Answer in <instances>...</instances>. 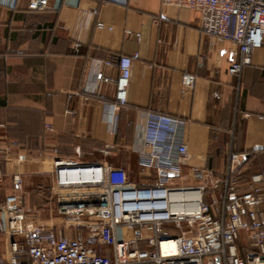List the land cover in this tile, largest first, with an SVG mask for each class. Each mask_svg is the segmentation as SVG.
<instances>
[{
    "label": "crops",
    "instance_id": "crops-1",
    "mask_svg": "<svg viewBox=\"0 0 264 264\" xmlns=\"http://www.w3.org/2000/svg\"><path fill=\"white\" fill-rule=\"evenodd\" d=\"M30 2H0V213L15 175L25 184L42 175L52 186V156L75 158L77 148L91 160L111 145L109 161L147 185L154 174L138 163V151L148 149L139 112L187 122L191 166L223 174L231 149L252 152L247 173L264 181V45L239 80L228 73L238 47L204 32L197 11L162 0H48L38 12ZM99 22L113 30L98 29ZM124 55L133 56L128 102L113 114ZM185 74L197 77L193 92L183 91ZM7 143L16 144L9 156ZM19 153L28 160L18 162ZM10 260L0 235V264Z\"/></svg>",
    "mask_w": 264,
    "mask_h": 264
},
{
    "label": "built area",
    "instance_id": "built-area-1",
    "mask_svg": "<svg viewBox=\"0 0 264 264\" xmlns=\"http://www.w3.org/2000/svg\"><path fill=\"white\" fill-rule=\"evenodd\" d=\"M0 2L14 8L16 0ZM162 2L199 12L204 32L232 41L239 59L228 73L241 80L253 52L264 45V0ZM47 8L48 0L29 3L31 11ZM97 28L113 30L103 22ZM118 63L113 114L128 102L133 56H121ZM196 81V75L185 74L184 93L193 92ZM139 116L145 118L148 149L138 151V163L144 173L154 174L145 186L109 161V144L97 152L98 159H82L80 148L75 158L55 154L47 171L61 222L50 227L32 219L24 205L23 178L14 176V191L0 213V235L9 242L10 264H264V181L247 173L250 154L231 149L223 174L191 166L186 121L152 112ZM13 146L3 147L6 156ZM17 160L23 163L28 157L19 153ZM195 224L197 230L191 227ZM121 227L126 232L120 235ZM127 232L134 237L125 240ZM169 243L176 252L163 250Z\"/></svg>",
    "mask_w": 264,
    "mask_h": 264
},
{
    "label": "rangeland",
    "instance_id": "rangeland-1",
    "mask_svg": "<svg viewBox=\"0 0 264 264\" xmlns=\"http://www.w3.org/2000/svg\"><path fill=\"white\" fill-rule=\"evenodd\" d=\"M101 157L100 153H95L92 159ZM32 179V180H30ZM49 179L44 176L28 177L27 183L24 182L23 200L32 219L38 224L47 226L60 225L61 220L55 209L56 196L51 189ZM187 227V226H186ZM197 230V224L191 226ZM120 235L126 232V228H119ZM175 232V231H174ZM178 235V234H175ZM134 237L132 232H127L125 240H130Z\"/></svg>",
    "mask_w": 264,
    "mask_h": 264
},
{
    "label": "bare ground",
    "instance_id": "bare-ground-1",
    "mask_svg": "<svg viewBox=\"0 0 264 264\" xmlns=\"http://www.w3.org/2000/svg\"><path fill=\"white\" fill-rule=\"evenodd\" d=\"M171 246H172V247H171ZM168 248H172L171 250H172L173 252H176L175 247H173V243L163 244V250H164V251H167Z\"/></svg>",
    "mask_w": 264,
    "mask_h": 264
},
{
    "label": "trees",
    "instance_id": "trees-1",
    "mask_svg": "<svg viewBox=\"0 0 264 264\" xmlns=\"http://www.w3.org/2000/svg\"><path fill=\"white\" fill-rule=\"evenodd\" d=\"M249 154H250V158L253 157V155H254V153H252V152H250Z\"/></svg>",
    "mask_w": 264,
    "mask_h": 264
}]
</instances>
